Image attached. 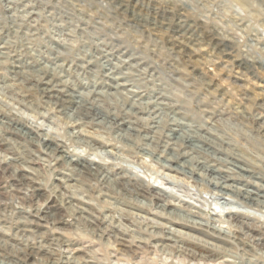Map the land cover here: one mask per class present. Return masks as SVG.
<instances>
[{
	"label": "clouds",
	"instance_id": "obj_1",
	"mask_svg": "<svg viewBox=\"0 0 264 264\" xmlns=\"http://www.w3.org/2000/svg\"><path fill=\"white\" fill-rule=\"evenodd\" d=\"M0 264H264V0H0Z\"/></svg>",
	"mask_w": 264,
	"mask_h": 264
}]
</instances>
